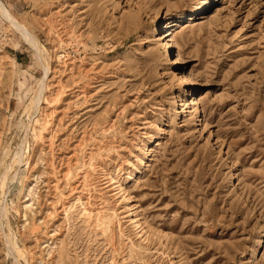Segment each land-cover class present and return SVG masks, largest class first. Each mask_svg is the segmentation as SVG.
<instances>
[{
	"label": "rangeland",
	"instance_id": "1",
	"mask_svg": "<svg viewBox=\"0 0 264 264\" xmlns=\"http://www.w3.org/2000/svg\"><path fill=\"white\" fill-rule=\"evenodd\" d=\"M2 1L0 264H264V0Z\"/></svg>",
	"mask_w": 264,
	"mask_h": 264
},
{
	"label": "bare ground",
	"instance_id": "2",
	"mask_svg": "<svg viewBox=\"0 0 264 264\" xmlns=\"http://www.w3.org/2000/svg\"><path fill=\"white\" fill-rule=\"evenodd\" d=\"M0 15L6 19L9 24L15 28L17 30V32L20 34L21 38L23 39V41L36 53V55L38 56V58L41 60V62L43 63L44 65V68H45V75L47 76L50 72V68H49V62L47 60V57L46 58V51L45 49L43 48V46L41 45V43L38 41V39H36L35 36H33L32 34H30L27 29L21 24L19 23L13 16L12 14L10 13V11L7 9V7L5 6V4L3 3L2 0H0ZM159 39L157 40V44L159 48H163L164 50H167L168 49V44L164 42L163 40V37L159 36L158 37ZM48 56V55H47ZM174 64H178V60H176L174 62ZM180 83L182 82L183 84H187L189 83V79L187 77L185 78H180ZM43 85V84H42ZM40 91V90H39ZM42 91V90H41ZM39 93V92H38ZM36 96V95H35ZM36 99V98H35ZM36 102V101H35ZM40 102V93L37 95V106ZM34 103V102H33ZM193 103V102H192ZM191 103V104H192ZM174 105H175V102H174ZM185 106V105H184ZM37 108V107H36ZM153 139H157L155 136L152 137ZM52 144L51 143V146L52 147ZM102 148V147H101ZM104 148V147H103ZM52 149V148H51ZM147 155L144 156V158L141 159V164H143L144 162V159ZM18 157V156H17ZM92 163V162H91ZM13 167V166H12ZM97 167V166H96ZM92 168V167H91ZM91 168L89 171H85L83 174H84V177H81L83 178L84 180L80 183L79 180H76L75 183H72L71 187V192H74L77 194H80V198L83 197L84 198V195H86L87 197V205L91 207V205H94L93 202H95L94 199H96V196H94V184H92V172H91ZM95 168V167H94ZM84 170V168H83ZM88 170V169H87ZM94 170V169H93ZM94 172V171H93ZM97 174V173H96ZM104 174V173H103ZM81 176V175H80ZM77 177V176H76ZM104 179L103 181H106V184H107V188L109 189L110 193H114L113 194V197L114 198H117L118 201H121V203L123 202L124 203V208H125V214H126V221L128 224H130L137 232V235H142V236H145L146 234L149 233V230H147V227L144 226V223H142V220L139 219V215L137 214L136 212V208L135 206H132L127 195L126 194V191L124 189V184H125V181H122L120 183H116L114 182V179L110 177V174L106 173L105 176H103ZM131 176H128L127 180L130 179ZM79 179V176L78 178ZM95 179V178H94ZM102 179V178H101ZM102 184V183H101ZM96 185V184H95ZM70 187V188H71ZM96 188V187H95ZM105 196V195H104ZM112 197V196H111ZM62 200V199H61ZM97 201V199H96ZM106 201V200H105ZM117 204V202H116ZM62 208H63V211L65 210V203H63L62 201V204H61ZM123 207V206H122ZM100 208V206H99ZM5 210V209H4ZM102 210V209H101ZM100 210V211H101ZM105 210V209H104ZM99 211V209H98ZM97 211V212H98ZM6 213V212H5ZM91 209L88 210V220L89 222H91ZM98 215H99V212H98ZM102 215V214H101ZM104 215V214H103ZM116 216V215H115ZM111 217V216H110ZM118 217V216H117ZM125 220V219H124ZM145 220V219H144ZM93 223V222H92ZM100 226V224H99ZM131 227V228H132ZM104 228V227H103ZM162 236V234L160 235ZM159 237V236H158ZM146 238V237H145ZM141 240H144L141 238ZM146 240V239H145ZM144 240V241H145ZM147 241V240H146ZM145 241V242H146ZM165 242V241H164ZM164 244V243H163Z\"/></svg>",
	"mask_w": 264,
	"mask_h": 264
}]
</instances>
